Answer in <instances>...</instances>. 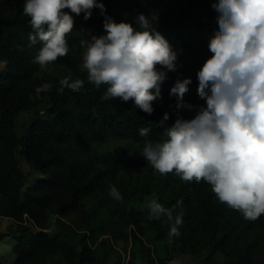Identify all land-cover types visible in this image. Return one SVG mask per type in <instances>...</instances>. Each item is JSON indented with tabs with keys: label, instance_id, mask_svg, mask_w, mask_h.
<instances>
[{
	"label": "trees",
	"instance_id": "16d2710c",
	"mask_svg": "<svg viewBox=\"0 0 264 264\" xmlns=\"http://www.w3.org/2000/svg\"><path fill=\"white\" fill-rule=\"evenodd\" d=\"M105 11L117 21L130 20L143 12L169 40L177 52V67L168 70L161 83V95L152 101L153 111L135 108L131 98L104 99L106 85L97 87L87 80L82 62L81 38L104 33V15L93 7L92 15L71 13L73 29L66 34L68 52L40 68L33 61L40 42L30 44L32 31L23 9V0H0V215L9 217L14 260L0 254V264H137L134 241L148 264H168L175 252L192 255L197 264H264V213L255 220L219 202L211 186L184 181L178 175L155 172L140 153L145 139L160 140L165 128L179 117L192 118L189 108L176 107L170 88L177 79L191 77L183 99L198 94L197 71L201 59L185 58L186 51L208 46L218 30L217 18L204 10L216 0H103ZM64 11H70L67 7ZM81 78L78 90L58 91L59 80ZM52 87L37 96L43 83ZM154 90V89H153ZM188 104V103H187ZM35 109L26 133L19 138V115ZM169 116L161 122L164 112ZM150 129L139 135L140 127ZM110 139L123 141L122 148H107ZM41 172L27 186V174L17 150ZM115 185L122 198L108 194ZM182 213L179 235L169 236L166 217L149 219L148 207L132 206L148 196ZM179 201V203H177ZM56 217V229L49 231ZM122 242L121 250L116 246ZM150 243L163 250L153 253ZM122 251L129 253L125 262ZM223 255L222 262L218 255Z\"/></svg>",
	"mask_w": 264,
	"mask_h": 264
},
{
	"label": "clouds",
	"instance_id": "9594fccd",
	"mask_svg": "<svg viewBox=\"0 0 264 264\" xmlns=\"http://www.w3.org/2000/svg\"><path fill=\"white\" fill-rule=\"evenodd\" d=\"M70 11H64L65 8ZM93 7L104 15V33L81 38L82 62L87 80L106 85L102 98H130L135 108L153 111L152 101L161 95L168 70L177 67V52L167 37L141 12L135 23L117 21L105 11L103 0H23L30 17V44L40 42L33 57L45 68L69 48L66 34L73 29L71 13L92 15ZM218 30L210 38L212 53L197 71V92L205 103L192 118L177 117L160 140L145 139L140 151L155 172L173 173L184 181H206L219 202L255 220L264 213V0H216ZM191 77L177 79L170 88L176 107H192L183 99ZM58 91L78 90L81 78L63 76ZM52 85L35 88L37 96ZM154 89V90H153ZM169 113L163 114L161 122ZM139 135L150 129L140 127ZM108 194L121 193L109 185ZM179 203V201H177ZM149 219L166 217L169 236L179 235L182 213L173 214L155 197L147 204Z\"/></svg>",
	"mask_w": 264,
	"mask_h": 264
},
{
	"label": "rangeland",
	"instance_id": "374dc122",
	"mask_svg": "<svg viewBox=\"0 0 264 264\" xmlns=\"http://www.w3.org/2000/svg\"><path fill=\"white\" fill-rule=\"evenodd\" d=\"M204 13L207 17L211 18H217L218 13L215 10H204ZM218 25V23L216 24ZM212 53L209 51L208 46H198L195 48H192L185 52L184 56L187 59L190 60H197L201 59L203 62L210 56ZM5 63L0 62V71L2 68H4ZM185 101L188 104H191L192 107H188L191 115L197 111L198 107L205 103L204 99L201 98L198 94L189 96L185 99ZM35 116V109H30L22 112L18 119H17V134L18 137L21 138L27 131L30 122L32 121L33 117ZM124 145L123 141L110 139L108 142L105 143V147L107 148H122ZM18 159L20 161V164L23 168V170L27 174V186L33 182L34 178L42 175L41 172H31V166L28 164V162L25 159L24 154L22 153V146L20 145L17 150ZM155 195L148 196L143 201H134L132 202V206L139 208V209H145L148 201L152 199ZM13 224V221L6 216L0 215V232H10V226ZM56 229V217H54L51 221L49 231H53ZM16 238L12 235L4 237L2 240H0V254L3 256L4 260H6L8 263H11L14 260V254L12 252V247L14 243L16 242ZM151 248H153V253L157 255V252L155 251V248L158 247V251H162L163 248L161 244L159 243H150ZM116 246L121 250L123 243L117 242ZM132 249L136 250V258H137V264H148V259L143 253L141 249V244L138 241H134L131 245ZM122 258L126 262L129 258V253L122 251ZM219 261L222 262L223 255H218ZM50 264H55L54 260L50 261ZM168 264H197L195 258L190 254L175 252L173 255V258L169 261Z\"/></svg>",
	"mask_w": 264,
	"mask_h": 264
}]
</instances>
